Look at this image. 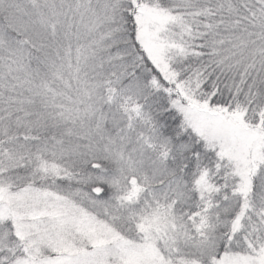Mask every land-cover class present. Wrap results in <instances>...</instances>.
I'll return each instance as SVG.
<instances>
[{"label": "snow or ice", "instance_id": "snow-or-ice-1", "mask_svg": "<svg viewBox=\"0 0 264 264\" xmlns=\"http://www.w3.org/2000/svg\"><path fill=\"white\" fill-rule=\"evenodd\" d=\"M0 264H264V0H0Z\"/></svg>", "mask_w": 264, "mask_h": 264}]
</instances>
